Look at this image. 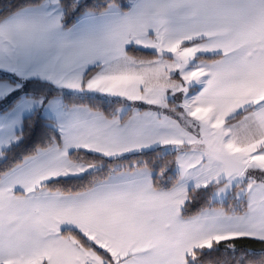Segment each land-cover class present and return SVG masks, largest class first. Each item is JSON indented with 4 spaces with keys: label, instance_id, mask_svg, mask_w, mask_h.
I'll use <instances>...</instances> for the list:
<instances>
[{
    "label": "snow or ice",
    "instance_id": "snow-or-ice-1",
    "mask_svg": "<svg viewBox=\"0 0 264 264\" xmlns=\"http://www.w3.org/2000/svg\"><path fill=\"white\" fill-rule=\"evenodd\" d=\"M0 264H264V0H0Z\"/></svg>",
    "mask_w": 264,
    "mask_h": 264
},
{
    "label": "trees",
    "instance_id": "trees-1",
    "mask_svg": "<svg viewBox=\"0 0 264 264\" xmlns=\"http://www.w3.org/2000/svg\"><path fill=\"white\" fill-rule=\"evenodd\" d=\"M204 206V202L201 201L200 203L192 206L190 209H189V214H192V213H195L196 211H198L200 209V207ZM251 247H256L257 249H259V245H250Z\"/></svg>",
    "mask_w": 264,
    "mask_h": 264
}]
</instances>
